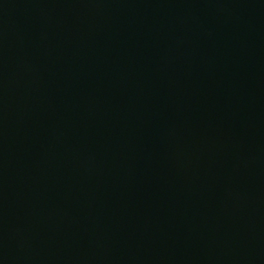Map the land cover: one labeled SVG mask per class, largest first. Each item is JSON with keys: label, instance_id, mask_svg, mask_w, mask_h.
I'll list each match as a JSON object with an SVG mask.
<instances>
[{"label": "water", "instance_id": "water-1", "mask_svg": "<svg viewBox=\"0 0 264 264\" xmlns=\"http://www.w3.org/2000/svg\"><path fill=\"white\" fill-rule=\"evenodd\" d=\"M0 264H264V0H0Z\"/></svg>", "mask_w": 264, "mask_h": 264}]
</instances>
